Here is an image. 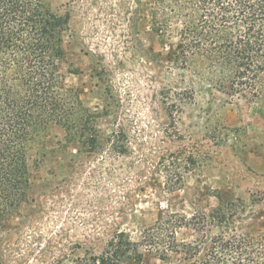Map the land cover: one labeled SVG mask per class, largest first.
Segmentation results:
<instances>
[{"label": "rangeland", "instance_id": "1", "mask_svg": "<svg viewBox=\"0 0 264 264\" xmlns=\"http://www.w3.org/2000/svg\"><path fill=\"white\" fill-rule=\"evenodd\" d=\"M51 5L70 16L60 71L93 116V139L70 142L55 127L32 146L29 202L0 229L3 264H72L121 232L140 242L168 213L190 217L216 197L248 202L264 189V102L191 96L175 31L152 27L153 0Z\"/></svg>", "mask_w": 264, "mask_h": 264}, {"label": "trees", "instance_id": "2", "mask_svg": "<svg viewBox=\"0 0 264 264\" xmlns=\"http://www.w3.org/2000/svg\"><path fill=\"white\" fill-rule=\"evenodd\" d=\"M69 22L51 0H0V229L29 202L38 165L32 146L55 127L70 142H92L91 112L63 87ZM151 24L158 33L175 31L173 61L191 96L199 88L211 100L264 102V0H153ZM216 199L208 212L168 213L140 242L118 233L102 253L72 264H141L146 256L165 264H264V189L248 202ZM180 231L188 236L179 239Z\"/></svg>", "mask_w": 264, "mask_h": 264}]
</instances>
